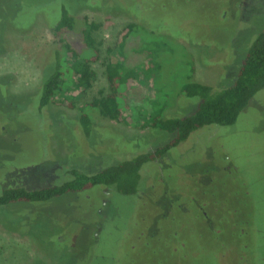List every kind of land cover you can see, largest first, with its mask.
<instances>
[{"label":"rangeland","instance_id":"rangeland-1","mask_svg":"<svg viewBox=\"0 0 264 264\" xmlns=\"http://www.w3.org/2000/svg\"><path fill=\"white\" fill-rule=\"evenodd\" d=\"M62 6L98 25L97 75L72 101L40 108ZM263 30L264 0H0V194L166 144L173 135L152 116L194 113L199 98L181 94L185 82L231 85ZM120 57L133 71L124 121L87 105L110 92L106 64ZM141 181L135 194L95 186L0 207V264H264V88L234 124L196 129L145 164Z\"/></svg>","mask_w":264,"mask_h":264},{"label":"trees","instance_id":"trees-1","mask_svg":"<svg viewBox=\"0 0 264 264\" xmlns=\"http://www.w3.org/2000/svg\"><path fill=\"white\" fill-rule=\"evenodd\" d=\"M78 19L82 26L77 24ZM97 26L87 16L77 18L70 15L65 6L61 7L55 31L58 32L57 34L64 31V34L61 37L59 49L54 50L52 54L55 63L43 82L40 108L51 103L54 98L65 102L72 101L74 90L85 92L93 87L97 74L92 67V62L98 58L100 49L93 35ZM136 26V23L128 24L123 30L120 42L126 41L135 31ZM77 36L79 40H82V48L72 41ZM150 55H152L151 52ZM152 69H154L153 66ZM131 75L133 71L131 74L124 72L121 57L120 61L106 64L110 92L94 98L87 105L97 109L100 116L124 121L123 116L129 108L127 85L130 83ZM263 88L264 30L257 34L248 47L231 85L215 88L198 81L185 82L181 87V94L199 98V104L194 113L169 117L158 114L152 116V126L155 129L173 135L169 142L89 172L72 169L71 179L59 185L31 189L25 186L6 188L0 194V207L12 202L46 201L68 193L82 192L95 186L108 187L123 194H135L140 189L145 164L160 158L171 147L186 140L196 129L206 125L234 124L251 99ZM67 103L73 106V103ZM79 120L84 133L88 134L92 121L87 110L82 112Z\"/></svg>","mask_w":264,"mask_h":264}]
</instances>
